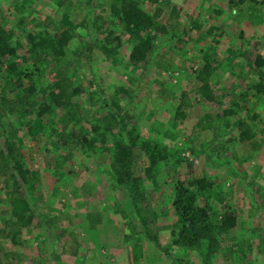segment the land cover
I'll return each instance as SVG.
<instances>
[{
  "label": "rangeland",
  "instance_id": "1",
  "mask_svg": "<svg viewBox=\"0 0 264 264\" xmlns=\"http://www.w3.org/2000/svg\"><path fill=\"white\" fill-rule=\"evenodd\" d=\"M136 1L162 19L173 4L182 6L179 33L160 34L139 64L129 61L127 44L108 56L88 35L95 29L93 20L108 18L111 0H0V22L12 29L20 53L27 52L32 30L74 29L73 53L66 62L41 55L28 66L45 79H62L67 91L76 82L82 85L72 96L73 118L58 114L45 123L47 115L26 103L29 92L15 89L0 73V130L13 141V157L32 172L28 183L16 176L17 183L0 163V264H264V95L251 101L257 116L224 113L250 79L264 76V64L254 66L244 56L254 48L252 39L243 29L237 39L235 19L219 28L217 19L206 18L195 27L206 16V0ZM259 53L264 56V47ZM206 55L212 58L210 75L202 71ZM205 81L216 91L217 101L195 100L198 85ZM185 89L190 99H185L186 115L179 119L176 97ZM45 98L43 93L30 100ZM206 111L223 118L202 129L197 121ZM81 114L85 118L80 123L90 126L97 119L101 130L109 125L93 148L71 144L70 131ZM239 123L247 124L254 136L225 142ZM133 129L140 142L122 167L117 141L129 145ZM146 139L157 151L166 147L169 156L152 169L141 147ZM130 161L135 176L128 173ZM191 175H208L214 181L201 201L212 206L209 220L226 210L237 215L238 223L220 235V247L211 255L204 240L193 247L173 243L175 184ZM136 178L140 184L134 187L130 179ZM16 193L32 207L29 224L10 214ZM136 243L141 244L139 261L134 259Z\"/></svg>",
  "mask_w": 264,
  "mask_h": 264
},
{
  "label": "trees",
  "instance_id": "2",
  "mask_svg": "<svg viewBox=\"0 0 264 264\" xmlns=\"http://www.w3.org/2000/svg\"><path fill=\"white\" fill-rule=\"evenodd\" d=\"M109 8L108 18L93 20L95 29H91L88 33L90 39L92 37L91 41L99 46L108 56L127 44L124 47L129 46V61L132 64H139L148 56L154 39L160 34L171 31L172 35L176 36L179 33V18L182 12L181 5L173 4L167 19H162L152 11L141 7L136 0H111ZM194 26L200 27L201 23L196 21ZM103 29H106L103 35L98 36V32ZM75 35L72 27H65L61 31L48 28L37 31L32 30L28 33L27 37L30 42L27 52L20 53L18 46L13 40L12 29L7 26V23L0 22V73L8 76V80L15 83V89L23 88L29 92L26 98L28 102L26 103L33 104L32 106L37 108L39 115H47L48 119H43L45 123L53 122L58 114H60V117L63 115L71 119L73 118L71 109L72 96L79 94L82 85L80 82H76L78 85L72 83L74 86L71 87L70 91H67L62 79L48 80L43 78L42 74L39 76V72H35L34 68L28 66L30 65L29 61L44 55L45 57H49L51 59L49 61L54 63L55 61L57 63L66 62L68 54H71L70 52L73 53V51H70V42ZM244 56L248 62L257 63V66L264 64V58L258 53L256 48L253 51H246ZM252 56H254V59H252ZM210 59L212 58L208 55L204 59L202 71L205 75L213 73V63ZM71 63L73 65V71L76 73V64L73 59ZM40 83L45 85L40 86ZM198 86L199 95L198 98H195L196 101L203 99L206 101L218 100L217 93L212 88L210 82L205 81ZM43 93H46L45 99L38 102H31L30 99L32 97H37ZM92 93L95 96V91ZM189 94L190 91L185 89L179 97H176L175 110L176 117L179 119L186 115L184 101L187 98L190 99ZM261 95H264V76H257L248 81L245 89L239 93V96L230 108L224 110V113L245 114L246 118L249 115L257 116L258 113L251 109V101L254 97H260ZM90 100L93 101L92 97H90ZM51 109L54 111L52 117L49 115L52 111ZM83 118H85V115L81 114L77 118L78 121L75 120L73 123L70 131V139L72 140L70 141L71 144L80 146L83 149L93 148L95 143L103 138V135L107 134L109 125L104 127L105 130H101V124L97 122V119L91 121L92 124L89 126L86 124L88 123L87 121L80 123L79 120ZM218 118H223V115L219 112L206 111L199 117L197 125L202 129L210 128ZM238 126L239 130L232 132L225 142L231 141L235 143L238 140L243 141L254 136V133L251 132L252 130L247 124L239 123ZM133 132L134 129L130 131L132 142L129 145L122 141H117L119 152L116 157L118 158V162H122V167L125 166L124 161L126 162L128 157L133 158V149L140 142L138 141L136 143V134ZM62 133L59 132L56 134L60 136ZM141 147L149 155V168L151 169L158 164L159 160L169 159V156L165 152L167 151L166 147L161 151H157L148 139L141 141ZM13 153V141L4 137L0 130V163L8 167L12 172L11 175L14 177L15 182H19L16 176H20L23 181L28 183L29 176L32 175V172L22 161L15 159ZM127 166L129 175L135 176V169L132 162ZM149 168L148 171L150 172L151 169ZM137 179L140 180V178L130 179V181H134V187L140 184ZM213 186L214 181L208 175H191L186 179L177 180L174 190V205L178 217L177 225L172 230V233L176 235L173 240V243L176 245L180 247H193L198 246L204 240L208 246V253L211 255L220 247V235L228 233L238 223L237 215L229 210H226L216 220H209L210 217L207 212L212 209V206L208 203L202 204L201 201L203 194ZM131 198L134 204H136L137 198L134 192H131ZM9 210L10 214L24 225L29 224L34 217L32 207L28 200L24 196L19 195V193L12 196L11 208ZM133 250L134 259L139 261L142 257L141 244L136 243Z\"/></svg>",
  "mask_w": 264,
  "mask_h": 264
},
{
  "label": "crops",
  "instance_id": "3",
  "mask_svg": "<svg viewBox=\"0 0 264 264\" xmlns=\"http://www.w3.org/2000/svg\"><path fill=\"white\" fill-rule=\"evenodd\" d=\"M218 1H220L221 6L215 5L216 0L204 1L206 3L205 7L207 13L204 18H199V23L205 22L206 18H213L217 19L214 23L220 28V26L223 25L222 23L232 24L233 19H235L238 22V24L235 22L236 27H238L236 35L239 38L237 39L243 36V29L244 35L246 33L245 36L252 39L250 40L253 42V47L256 48L259 53L260 48L264 47V0H217V2ZM211 3H214L213 6H211ZM209 5L212 7V10L209 8ZM237 8L239 9L238 12L235 11ZM232 13L234 15H232ZM212 27L215 26L213 25ZM254 48L249 51H253ZM261 56L264 58L263 55ZM252 64L255 66L257 63L252 62Z\"/></svg>",
  "mask_w": 264,
  "mask_h": 264
}]
</instances>
